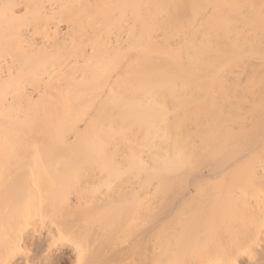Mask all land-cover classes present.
I'll return each mask as SVG.
<instances>
[{"label": "bare ground", "instance_id": "bare-ground-1", "mask_svg": "<svg viewBox=\"0 0 264 264\" xmlns=\"http://www.w3.org/2000/svg\"><path fill=\"white\" fill-rule=\"evenodd\" d=\"M0 264H264V0H0Z\"/></svg>", "mask_w": 264, "mask_h": 264}]
</instances>
